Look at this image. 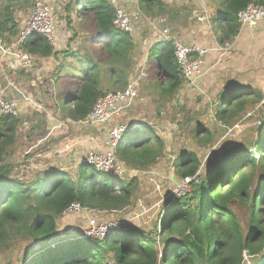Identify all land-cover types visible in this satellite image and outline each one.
<instances>
[{"label": "trees", "instance_id": "obj_1", "mask_svg": "<svg viewBox=\"0 0 264 264\" xmlns=\"http://www.w3.org/2000/svg\"><path fill=\"white\" fill-rule=\"evenodd\" d=\"M28 1L0 0L3 44L14 42L18 31L14 13ZM212 1L217 4L214 19L223 20L226 39L238 31L239 10L251 2L264 5V0ZM138 6L142 13L155 16L164 12L165 4L138 0ZM74 15H92L104 56L100 65L85 69L70 96L54 92L59 114L71 122L84 118L95 99L106 92L99 88V73H108L111 84H126L134 50L132 37L113 27L114 8L108 0H68L60 17L70 24ZM17 49H26L33 62L56 53L41 35L29 36ZM172 52V44L164 43L155 58L156 86L167 100L185 82ZM262 100L257 92L251 97L242 91L231 93L218 103L215 118L232 122ZM260 106L264 108V102ZM18 115L0 116V250L19 234L21 242L31 247H23L20 264H264V125L249 142L209 158L196 175L197 182L192 181L185 195L165 207L148 230L133 225L129 231L115 230L103 239H80L81 232L58 239L56 222L70 203L103 212L119 210L131 204L133 188L130 182L98 172L83 160L74 173L51 166L25 179L16 176L13 162L4 155L16 137ZM30 153L34 151L28 150L26 156ZM114 154L124 167L146 169L166 154V144L153 128L130 125ZM174 163L180 180L194 176L200 165L197 154L189 151L180 153ZM237 209L245 211L246 222L239 220ZM245 257L251 258L250 263Z\"/></svg>", "mask_w": 264, "mask_h": 264}, {"label": "rangeland", "instance_id": "obj_2", "mask_svg": "<svg viewBox=\"0 0 264 264\" xmlns=\"http://www.w3.org/2000/svg\"><path fill=\"white\" fill-rule=\"evenodd\" d=\"M47 1L54 5L52 1ZM32 2L33 0H29L26 4L21 5L22 9L14 13L18 30L21 22L31 12ZM207 5L208 7L210 5L208 1ZM70 13L73 15L74 10H71ZM79 18L92 31L87 33V36L97 33L92 15L86 18ZM144 29H146L145 34L140 33V29L129 34L134 42L133 56L136 54L135 64H139L135 68L138 67L139 71H144L145 69L144 61L140 63V59L144 57V54L154 44L152 43L151 31L148 27ZM101 47L102 41H97L95 55L98 58L104 56ZM38 62L39 60L34 63ZM151 62L147 66L150 71H148L150 73V76L148 74L149 80L141 82V96H138L134 105L132 104L128 107L129 109H124L125 113L124 111L120 112L117 117L115 116L109 122L130 126L128 122L144 120V123L152 126L153 130L159 134L161 140L166 144V154L164 155L165 157H162L165 161L158 162L155 166H150L146 169L128 168L125 166V176L116 180H124L126 183L131 182V187L133 188L131 204L123 209L108 211L106 214L105 211L101 210L84 211L72 215H63L61 213L56 222L55 238L66 239L74 237L76 235L75 232H83L87 223L94 218L99 221L113 222L118 231H129L133 225L148 230L153 222L160 219L163 209L177 200L172 197L171 190L180 180L176 176L174 163L180 153L189 151L197 154L200 165L195 175H199L205 169L209 158L221 154L225 149H237L239 143L249 142L256 135V129L264 125V109H261L260 106L257 108V105H254L253 108L251 106L248 107L241 116L235 118L232 122L217 120L214 114V109L217 105H214V101L219 93L212 90V88L207 89L206 83H203L201 79L197 81V87L194 88V86L185 82L187 86L184 87L185 85H182L170 100L163 98V95L158 93L156 83H159V78L155 73V66ZM17 67L18 69L10 71L0 69V99L23 100L20 102L22 109L19 111L20 113L18 112L20 121L16 137L7 148L4 158L13 162L16 176L24 179L33 176L39 170L51 166L60 167L62 170L74 173L77 163L80 161L74 160V163H67L65 158L69 150L65 151L63 147L59 149L56 146L54 148V145H56L55 141L46 135L50 126L48 118L55 114L54 112L51 113V111L59 110L57 105H55V97H53L55 92L53 84L50 81L48 82L47 78L42 80L37 78L35 75L36 69H33L35 64L29 71L24 67ZM77 83L73 84L71 90L76 87ZM105 83L107 84V89H101L106 92L121 88L119 84ZM144 83L149 90L144 88L146 87ZM149 84L152 85L148 86ZM241 88L245 91L250 89L249 87ZM65 92L63 91L61 96L66 97ZM29 96L30 98L27 99ZM61 104L64 105L65 101H62ZM61 115L59 114L62 119ZM109 122L108 124H97L104 125L100 130L101 136L104 134L102 132L105 131L106 135L107 130L111 127ZM196 128H201L198 134L193 133V129L195 130ZM176 135L175 143H171ZM76 147L80 154H84L90 148L88 145L85 147L80 144ZM94 147L97 146L91 148ZM28 150L34 151V154L30 153L26 156ZM153 168L156 169L153 170ZM237 213L240 221H247L246 213L243 209H237ZM27 245L28 242H21L19 234L16 233V235L11 236L7 240V246L0 250V264H20L22 249ZM28 247L31 248L29 245ZM245 261L250 263L251 258L245 257Z\"/></svg>", "mask_w": 264, "mask_h": 264}, {"label": "crops", "instance_id": "obj_3", "mask_svg": "<svg viewBox=\"0 0 264 264\" xmlns=\"http://www.w3.org/2000/svg\"><path fill=\"white\" fill-rule=\"evenodd\" d=\"M49 1L54 3L56 10L57 7L60 8L57 10V27L55 33V42L53 45L56 53L50 57L40 58L38 63L33 62L31 68H33L35 64L33 69H36L35 75L37 78L41 80L47 78L48 82L50 81V83L53 85L55 84L54 88L56 93L61 94L63 91H66L65 94L66 97H68L72 93L73 89L71 90V88L73 84L80 82L84 76L85 69L90 68L94 63L100 65L101 59L95 55V51L97 41H100L102 36L98 33L95 35L93 34L92 36H87V33H91L92 31L88 29L87 25L81 22L79 17L76 18L75 15V19L70 24L66 23V21L60 17V15H62L63 6L68 0ZM162 1L165 4L163 9L164 12L155 16H148L142 13L139 10L138 0L119 1V4L123 6L131 16L135 17V32L136 30L140 29V33L145 34L146 29L144 28L148 27V29L151 31V38L153 40L152 43L154 44L139 61L140 63L144 61V71H139V69H137L138 67L135 68V66H138L139 64H135L136 54H134V62L132 63L131 69L129 71L127 82L124 85H119L121 88L117 90L123 89L128 84L134 82L138 88V96H141V82L143 80L144 82H147V80H149L148 77L150 76L147 66L151 61V63L155 66V58L161 45L164 44L158 40V29L165 26L170 30L171 37L180 39L188 44H197L210 48V52H208L205 56V74L200 79L203 83H206L207 89L212 88V90L219 93L218 97L214 101V105H218L221 100L227 98L231 93H235L237 91L247 93L249 94V97L253 96L255 92H257L263 96V100L256 104V107L258 108L260 104L264 102V19H262L252 29L246 27L241 28L238 24L237 33L230 37V39H226L223 35V30L225 29V26H223V20H219L217 18L214 19L216 16L215 13L217 12V4L212 0H205L207 15L209 17V25L208 23L198 19V14L201 13V8L195 0ZM207 1L210 4L209 7L207 5ZM108 3L110 4L109 0ZM92 20L94 21L93 18ZM224 42H232L233 47L226 54L220 55L213 48L215 44H221ZM168 43L172 44V42ZM142 51L144 50L142 49ZM0 59V69L3 71L15 70L18 69L17 66H20L17 59L8 56L2 57L1 55ZM31 68H29L28 71ZM98 75L100 90H102L101 88L107 89V84L105 82L109 83L111 81L109 79V74L104 72L99 73ZM66 82L69 84L66 85ZM197 84L198 82L191 86H194L195 88L197 87ZM144 85L146 86L144 88L149 90L145 83ZM151 85L149 84L148 86ZM183 85H185L184 87L187 86L185 82ZM241 87H249L250 89L245 91ZM29 98L30 96L27 97V99ZM137 99L138 97L133 101V105ZM22 101L23 100H17L19 111L22 109V105H20V102ZM260 107L261 109H264L262 106ZM53 112L55 114H52L48 118V121H50V126L46 135L48 138L50 137L55 141L56 145H54V148L56 146L59 149L63 147L65 151L69 150L66 153L67 156L65 158L67 163H74V160L81 161L83 155L90 149H104L103 137L106 131L102 132L104 133L102 136L100 132L101 127H104V125H79L77 121L71 122L69 118L61 119L59 116V110L51 111V113ZM125 112L126 111H124V113ZM109 123L112 125L113 123L115 124L117 122ZM128 123L131 126L142 124L145 127L153 128L152 126L146 125L144 120ZM176 138L177 135L173 138L171 143H175ZM78 144L85 147L88 145L90 148H88L84 154H80L78 148L76 147ZM93 146L97 147L91 148ZM163 161H165L164 158H162L159 163ZM156 168H153V170ZM122 181L126 183V181ZM106 213L108 212H105V214Z\"/></svg>", "mask_w": 264, "mask_h": 264}, {"label": "built area", "instance_id": "obj_4", "mask_svg": "<svg viewBox=\"0 0 264 264\" xmlns=\"http://www.w3.org/2000/svg\"><path fill=\"white\" fill-rule=\"evenodd\" d=\"M114 8V18L112 25L116 30L132 34L135 31V17L131 16L123 6L119 4L120 0H109ZM200 8L201 13L198 19L208 23L209 17L206 10L205 0H195ZM60 8L57 7V10ZM56 7L47 0H34L33 7L29 15L21 23L18 34L12 44L6 45L0 41V55L17 59L19 65L29 69L33 65L31 54L26 49H17L26 38L32 35H41L49 44L55 42L56 24H57ZM236 19L241 28H254L262 19H264V5L248 3L243 9L236 14ZM158 40L161 43L172 42L174 60L186 82L189 85H195L196 82L205 74V56L210 52V48L197 44H188L180 39L171 37L170 30L163 26L158 29ZM233 47L232 42L215 44L214 50L220 55H224ZM138 88L134 82L128 84L125 88L115 91H108L98 96L90 111L77 123L79 125L104 124L113 120L124 109L128 108L138 97ZM17 100L0 99V116L18 115ZM128 129V126L122 124H113L107 130L103 137L104 149L88 150L83 162L93 166L98 172L106 173L111 176L121 178L126 174L124 165L119 162L114 154V150L122 134ZM192 181L197 182L196 175L186 176L176 183L171 190L172 197L178 199L185 195L191 188ZM170 193V194H171ZM90 208H81L78 202H72L62 212L63 215H72L84 211H91ZM114 211V210H113ZM113 222L99 221L98 219L90 220L84 231L79 234L80 239H103L111 232L116 230Z\"/></svg>", "mask_w": 264, "mask_h": 264}, {"label": "clouds", "instance_id": "obj_5", "mask_svg": "<svg viewBox=\"0 0 264 264\" xmlns=\"http://www.w3.org/2000/svg\"><path fill=\"white\" fill-rule=\"evenodd\" d=\"M20 26H21V25H20ZM19 29H20V27H19ZM18 32H19V30H18ZM18 32H17V34H18ZM17 34H16V35H17ZM15 37H16V36H15ZM43 38H44V37H43ZM12 43H13V42H12ZM12 43H11V44H12ZM48 43H49V42H48ZM4 44H5V43H4ZM50 45H51V44H50ZM53 45H54V44H53ZM53 45H52V46H53Z\"/></svg>", "mask_w": 264, "mask_h": 264}]
</instances>
